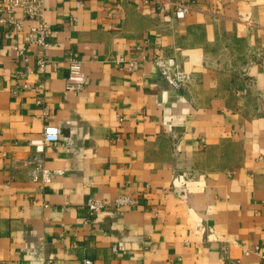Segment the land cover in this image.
<instances>
[{"label": "crops", "instance_id": "crops-1", "mask_svg": "<svg viewBox=\"0 0 264 264\" xmlns=\"http://www.w3.org/2000/svg\"><path fill=\"white\" fill-rule=\"evenodd\" d=\"M177 1L45 0V70L23 31H0V263L264 264L245 252L264 240V0H184L182 18ZM71 53L83 91L66 89ZM171 55L181 88L153 62ZM47 124L61 135L44 165L59 173L42 183L29 139ZM121 194L140 205L88 218L90 195Z\"/></svg>", "mask_w": 264, "mask_h": 264}, {"label": "built area", "instance_id": "built-area-1", "mask_svg": "<svg viewBox=\"0 0 264 264\" xmlns=\"http://www.w3.org/2000/svg\"><path fill=\"white\" fill-rule=\"evenodd\" d=\"M159 7L164 5L163 0H156ZM168 2V1H167ZM45 0H0V31L3 29V34L7 39H11L12 35L17 32H24V38L27 42L36 44L43 53L38 58V67L40 70H45L49 59L45 55V51L50 49L55 44V37L57 31L53 29L45 20ZM192 9V5L184 0H179L175 3L174 14L177 18H182ZM18 10H21L24 17L31 19L33 24L27 30H24L25 19L23 16L17 15ZM18 48L19 60L21 62L27 61V50L24 47ZM69 65V74L66 80V89L69 91L79 92L83 91L88 85V78L82 69V60L76 53H71L67 57ZM153 62L159 70V73L165 80H167L173 87L181 88L189 80V74L184 71L181 64L178 62L176 56H155ZM120 66H127L129 71H136L142 68V62L134 59H127L121 56L116 60ZM39 94L41 96L38 102L43 101L42 94L45 93V85L40 82L38 86ZM123 120V117L120 118ZM61 131L57 125H45L41 134L29 139V143L35 147L36 158L34 162L41 165V172L35 175L36 180L42 183H50L53 177L59 173L51 170L44 165L43 153L48 144L56 143L60 140ZM140 201L137 197L130 194L118 195L113 200H105L90 195L85 203L89 219H94L95 216L102 210H112L115 212H122L129 207H138ZM111 249L114 254L120 255L126 251V245L122 241L113 243ZM246 253H256L264 260V240L261 244L255 245L253 248H245ZM0 264H6L1 262ZM85 264H92L89 259L85 260ZM234 264H244L240 259L234 261Z\"/></svg>", "mask_w": 264, "mask_h": 264}]
</instances>
